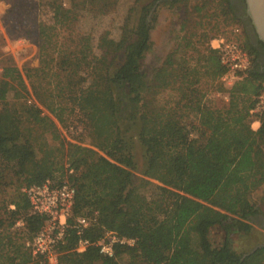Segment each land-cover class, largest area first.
<instances>
[{
	"label": "trees",
	"instance_id": "trees-1",
	"mask_svg": "<svg viewBox=\"0 0 264 264\" xmlns=\"http://www.w3.org/2000/svg\"><path fill=\"white\" fill-rule=\"evenodd\" d=\"M53 1L54 20L71 22L72 10ZM155 1L133 0L118 37L69 35L73 47H58L52 25L41 24L40 65L23 75L3 68L0 108L15 123L0 132V264H264V245L239 254L229 240L251 231L248 221L259 212L251 195L264 187V116L253 129L249 113L264 81L259 52L231 0H162L180 10L178 29L149 76L142 64ZM230 23L241 29L243 41L235 40L251 66L226 85L227 68L210 42ZM202 80L225 98L206 95ZM159 86L175 94L160 100ZM43 109L60 126L71 116L88 146L60 137ZM47 178L75 188L54 263L25 245L45 217L22 189ZM78 218L88 220L80 236ZM215 227L224 234L218 245L210 238ZM106 232L134 242H115L112 255H103L96 242ZM79 237L89 242L82 251Z\"/></svg>",
	"mask_w": 264,
	"mask_h": 264
},
{
	"label": "rangeland",
	"instance_id": "rangeland-1",
	"mask_svg": "<svg viewBox=\"0 0 264 264\" xmlns=\"http://www.w3.org/2000/svg\"><path fill=\"white\" fill-rule=\"evenodd\" d=\"M55 1L61 2L65 9L72 10L71 16L74 19L71 22L60 25L54 20L53 9L50 6L51 0H0V76L4 67H16L23 75L27 68H36L40 65L41 24L52 25L53 38L56 39L57 46L61 48L73 47L65 41L69 35L75 37L83 32L97 37L103 31H109L110 35L116 38L126 10L133 2V0H54L53 2ZM158 5L155 9L157 10L156 23L150 34L152 46L142 64V69L149 76L160 65L165 53L174 46L173 36L178 29L180 10L168 8L160 2ZM220 36L243 41V34L236 23L222 24L220 32L215 37ZM24 82L29 91L27 79H24ZM200 87L208 96L223 98L226 96L225 93L212 92L209 80H202ZM155 92L157 96L159 95L158 99L165 101L175 94L170 86L164 89L160 86L156 87ZM43 113L55 121L45 109ZM191 117L192 115L190 119ZM66 119L65 126H60L55 121L60 137L67 142L88 146L87 142L82 140L83 132L80 126L71 122V116ZM14 123L12 115L0 108V132L11 131ZM255 127L253 124L252 128L256 129ZM46 137L49 139L48 136ZM140 177L142 175L135 172V180L137 181ZM150 181L157 183L152 179ZM251 201L259 210L248 221L251 231L249 233L235 231L229 234L230 244L239 254L246 253L254 246L264 243V187L253 191ZM210 238L213 244L218 245L222 242L224 234L219 227H215L211 230Z\"/></svg>",
	"mask_w": 264,
	"mask_h": 264
},
{
	"label": "built area",
	"instance_id": "built-area-1",
	"mask_svg": "<svg viewBox=\"0 0 264 264\" xmlns=\"http://www.w3.org/2000/svg\"><path fill=\"white\" fill-rule=\"evenodd\" d=\"M217 44L212 46L218 49L219 60L227 68L221 80L226 85H231L251 66L248 52L233 38L222 36L215 38ZM253 124L259 123V116H264V81L261 90L255 98L254 105L249 110ZM31 209L38 215L45 217L43 226L33 237L25 242L32 255L42 256L49 263L56 261V246L63 239L67 226L66 220L71 215V208L75 196V188L67 182L56 184L52 179L47 178L41 183L31 184L23 187ZM88 224L86 218H78L75 228L80 236L81 231ZM126 243L133 244L134 239L119 237L112 232H106L104 237L96 242L99 251L103 255H112V244ZM89 244L87 239L78 238L76 251H82Z\"/></svg>",
	"mask_w": 264,
	"mask_h": 264
},
{
	"label": "water",
	"instance_id": "water-1",
	"mask_svg": "<svg viewBox=\"0 0 264 264\" xmlns=\"http://www.w3.org/2000/svg\"><path fill=\"white\" fill-rule=\"evenodd\" d=\"M162 0H157L152 6L151 11L155 9L157 4ZM246 14L250 19L257 38L264 45V0H245ZM264 243L254 246L247 253L254 251L256 248L263 246Z\"/></svg>",
	"mask_w": 264,
	"mask_h": 264
},
{
	"label": "flooded vegetation",
	"instance_id": "flooded-vegetation-1",
	"mask_svg": "<svg viewBox=\"0 0 264 264\" xmlns=\"http://www.w3.org/2000/svg\"><path fill=\"white\" fill-rule=\"evenodd\" d=\"M232 4L235 7V14L238 18H240L245 25V28L247 30L249 41L250 43L257 49L258 57L256 60V67L258 70L264 72V45L263 43L257 38L254 29L252 27V24L250 22L249 17L246 14L245 9V0H231Z\"/></svg>",
	"mask_w": 264,
	"mask_h": 264
},
{
	"label": "crops",
	"instance_id": "crops-1",
	"mask_svg": "<svg viewBox=\"0 0 264 264\" xmlns=\"http://www.w3.org/2000/svg\"><path fill=\"white\" fill-rule=\"evenodd\" d=\"M210 44H211L212 46H215V45L217 44V41H216L215 39H213V40H211ZM258 125H259V123H255V126H256L255 128H257Z\"/></svg>",
	"mask_w": 264,
	"mask_h": 264
}]
</instances>
